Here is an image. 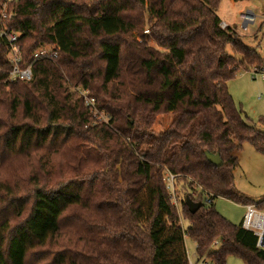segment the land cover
<instances>
[{"label":"trees","instance_id":"obj_1","mask_svg":"<svg viewBox=\"0 0 264 264\" xmlns=\"http://www.w3.org/2000/svg\"><path fill=\"white\" fill-rule=\"evenodd\" d=\"M221 1L8 5L0 29L18 36L21 67L31 66L34 78L10 81L9 44L0 37V264H189L185 237L195 243L196 264H226L229 256L264 264L255 236L213 203L264 208L239 193L234 178L236 153L244 143L264 153V132L228 88L264 59L235 30H216ZM145 16L159 27L162 51L136 38ZM50 45L59 47L57 58H33ZM92 109L116 122L107 130ZM166 114L170 124L154 132L155 116ZM206 152L218 153L222 166ZM165 173L183 184L185 229ZM187 197L202 204L194 214Z\"/></svg>","mask_w":264,"mask_h":264},{"label":"rangeland","instance_id":"obj_2","mask_svg":"<svg viewBox=\"0 0 264 264\" xmlns=\"http://www.w3.org/2000/svg\"><path fill=\"white\" fill-rule=\"evenodd\" d=\"M188 1V0H187ZM182 5L177 14L183 9ZM253 12L256 16V21L253 25H249L248 31H243L242 21L240 17L246 14V12ZM218 15L221 16V24L216 30L219 33L226 31L221 28V25L225 23L229 26L230 30H235L239 37L257 52L264 59V0H251L239 3H231L230 0H222L219 5ZM178 16V15H177ZM176 16V18H177ZM175 18V19H176ZM173 20L169 25V30L172 29L174 24ZM145 25L143 32L139 33V40L141 45L151 48L155 52L162 51L163 48L159 44V27L156 26L155 20L150 22V19L145 16ZM260 26H263L261 30H258ZM258 30V31H257ZM143 35V37H141ZM123 38V37H122ZM48 52L51 47H47ZM231 53L230 49L228 50ZM8 54V52H7ZM252 72L241 69L234 79L228 83V88L231 96L239 108H241L245 117L248 118L249 124L253 126L257 131L264 132V125L259 123V118L264 117V81L255 80L252 78ZM76 91L88 97L89 91L83 90L81 87L76 88ZM260 97V98H259ZM94 117H97L96 122L103 123L105 126H109L107 130L112 126L114 122L111 121V117L104 112L91 110ZM130 123H133L131 116L127 115ZM171 115H157L155 116V122L152 126V130L156 133L168 127L171 122ZM101 122V123H100ZM113 122V123H111ZM110 124V125H109ZM238 157V166L234 170L235 186L239 193L247 197L253 202H260L264 200V153L257 151L249 143H244L242 149L236 153ZM166 184L169 185L168 175L165 173ZM182 183L178 180L174 181V196H176V202L179 206V198L184 191L182 189ZM198 192V189H197ZM215 209L228 221L234 225H239L244 215L243 205L234 203L228 199L218 197L214 199ZM184 228L187 227V222L183 220ZM185 246L187 249L188 259L190 262L196 263L197 256L195 251V243L189 238L185 237ZM197 264H203L199 262ZM226 264H243L239 257L229 256Z\"/></svg>","mask_w":264,"mask_h":264},{"label":"built area","instance_id":"obj_3","mask_svg":"<svg viewBox=\"0 0 264 264\" xmlns=\"http://www.w3.org/2000/svg\"><path fill=\"white\" fill-rule=\"evenodd\" d=\"M16 0H5L4 4L2 5L1 11H0V22H3L8 17L11 16L8 12V5L12 4V2H15ZM242 20V27L241 29L243 31H248L249 25H253L256 21L255 15H250L249 12H246L241 17ZM225 23L221 25L222 29L228 28ZM6 36V39L9 44V51L7 54L8 60L10 64L12 65V70L9 74L10 81H20V82H30L34 78L33 69L31 66H27L25 68L21 67L22 62V56H21V48L18 44V36L11 32L8 33L7 30L0 29V37ZM51 47V50L48 52V48ZM59 47L56 45H50V46H42L40 47L35 54L33 55L34 59H55L58 56ZM253 75V79L255 80H261L264 81V67L263 68H252L250 69ZM249 70V71H250ZM82 97L84 99L86 106H94L95 100L93 98H90L89 96L86 97L82 92ZM260 98V97H259ZM168 175V182L170 183L167 185V189L170 191L171 198H172V204L176 207L177 211L180 214V202L179 206L176 202V196H174V181L175 177L167 173ZM245 212L244 215L240 221V226L242 229L251 232L255 238H256V247L260 250H264V208L259 209L254 205H248L244 206ZM179 225L182 226L183 229V219H179ZM218 243L215 242L214 245H217ZM203 264H211L209 262H202ZM189 264H196L189 261Z\"/></svg>","mask_w":264,"mask_h":264},{"label":"water","instance_id":"obj_4","mask_svg":"<svg viewBox=\"0 0 264 264\" xmlns=\"http://www.w3.org/2000/svg\"><path fill=\"white\" fill-rule=\"evenodd\" d=\"M250 15H254L253 12H249ZM206 159L207 161L212 164L215 167H221L222 166V161L220 158V155L217 154H212L210 152H206L205 153ZM185 203L188 207V210L190 211V213L194 214L196 213L202 206L201 203L199 202H194L192 199H190L189 197L186 198Z\"/></svg>","mask_w":264,"mask_h":264},{"label":"crops","instance_id":"obj_5","mask_svg":"<svg viewBox=\"0 0 264 264\" xmlns=\"http://www.w3.org/2000/svg\"><path fill=\"white\" fill-rule=\"evenodd\" d=\"M231 1V3L233 4L234 3V1L233 0H230ZM219 17H221V16H219ZM242 17V16H241ZM241 17H240V20H241ZM242 21V20H241ZM243 208H244V206H243ZM244 210H245V208H244ZM245 212V211H244Z\"/></svg>","mask_w":264,"mask_h":264}]
</instances>
